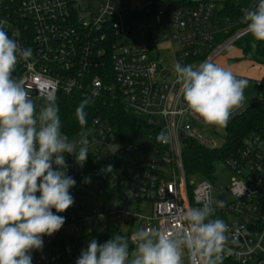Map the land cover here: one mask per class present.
I'll return each instance as SVG.
<instances>
[{
  "label": "built area",
  "instance_id": "1",
  "mask_svg": "<svg viewBox=\"0 0 264 264\" xmlns=\"http://www.w3.org/2000/svg\"><path fill=\"white\" fill-rule=\"evenodd\" d=\"M257 3L251 0L237 20L222 24L214 20L217 5L212 0L185 6L163 0H0V21L8 22L4 27L9 37L32 49V57L20 61L13 73L31 96L51 94L56 100L59 93H80L92 103L117 99L128 113L145 120L151 130L143 134L154 142L138 173L124 162L132 148L127 136L96 120V134L87 138L89 154L83 168L74 155H66L67 174L76 181L70 189L74 201L81 195L91 199H79L58 213L66 218L64 225L43 237V249L32 252V264H75L81 249L97 234H111V219L117 233L129 237L140 228L178 227L181 212L201 206L197 197L211 192L213 200L221 193L214 181L204 179L194 185L188 180L183 137L213 146L195 132L194 127L205 123L187 111L178 95L174 66H167V58H162L161 45L166 44L174 65L215 63L227 47L248 34L242 22L244 10ZM151 18L158 23L165 20L162 35H154ZM233 28L237 31L221 41L220 36ZM136 36L147 41L136 42ZM236 77L246 79L248 86L260 85V78ZM244 97L227 125L262 99L247 87ZM117 137L124 144H117ZM225 163L234 174L231 199L223 207L213 203L212 217L224 220L231 230L227 247L232 251L224 259L264 264V128L251 132L238 155ZM109 164L112 172H103ZM164 164L171 166V173L164 171ZM86 177L90 183H84ZM131 246L133 250L135 245Z\"/></svg>",
  "mask_w": 264,
  "mask_h": 264
},
{
  "label": "clouds",
  "instance_id": "2",
  "mask_svg": "<svg viewBox=\"0 0 264 264\" xmlns=\"http://www.w3.org/2000/svg\"><path fill=\"white\" fill-rule=\"evenodd\" d=\"M242 22L257 41H264V0L245 9ZM0 21V264H32V252L42 250L43 237L52 236L65 223L74 204L70 192L76 181L67 174L66 155H74L83 168L89 149L86 137L77 143L63 131L54 96L45 95L39 111L23 80L13 73L20 61L32 57ZM178 95L187 111L205 124L227 126L233 111L242 107L246 79L231 70L204 61L198 66L174 65ZM85 99L76 109L83 126L87 123ZM107 165L103 172L111 173ZM90 183V177L84 179ZM200 207H189L178 217L179 226L147 227L131 237L116 233L104 243L92 239L81 249L75 264H223L231 230L215 212L211 192L197 197ZM219 207L223 201L216 202ZM55 209V212H53ZM235 243V240H232ZM130 244H134L130 250Z\"/></svg>",
  "mask_w": 264,
  "mask_h": 264
},
{
  "label": "trees",
  "instance_id": "3",
  "mask_svg": "<svg viewBox=\"0 0 264 264\" xmlns=\"http://www.w3.org/2000/svg\"><path fill=\"white\" fill-rule=\"evenodd\" d=\"M213 1V0H212ZM251 0H220L214 1L217 8L214 13V20L224 24L227 20H237L241 15V8L247 6ZM198 0H180L172 2L175 6L196 5ZM237 31L233 28L229 34L221 35L220 40H226ZM241 51L240 58L233 60L249 61L264 68V41L255 40L249 33L236 40L233 44ZM248 77V76H247ZM249 93L261 96V100L251 106L241 115L235 117L226 126L225 142L219 147H210L201 143L195 137L185 136L182 139V157L186 174L201 173L205 179L215 180V166L218 162H226L229 158L238 155L245 138L253 131L264 128V71L260 77V85L256 83L247 86ZM80 93L65 95L59 93L56 97V104L59 107V115L62 123V131L70 138L80 132L94 126L96 120L106 123L112 128L115 134L126 136L124 130H133L140 133L147 132L145 120L137 118L128 113L123 104L111 97L106 101L92 103L89 101L85 108L87 113L86 125H81L76 117V109L85 100ZM111 234H97V241L104 243L111 238ZM130 250L132 246L130 244ZM223 264H237L231 260H223Z\"/></svg>",
  "mask_w": 264,
  "mask_h": 264
},
{
  "label": "rangeland",
  "instance_id": "4",
  "mask_svg": "<svg viewBox=\"0 0 264 264\" xmlns=\"http://www.w3.org/2000/svg\"><path fill=\"white\" fill-rule=\"evenodd\" d=\"M164 2H177L180 0H163ZM152 22L154 24L153 27V33L154 35H162L166 29L164 27L165 20H162V23H158L155 18H151L149 22ZM137 40L136 42H146L147 37H138L136 36ZM163 49L161 51L162 58H167V66L173 67L174 66V57L167 49L166 44H162ZM241 51L239 48L235 47L234 45L229 46L225 49V51L215 60V64L229 69L232 71V73L236 75H247L253 78H260L263 75L264 68L261 65L255 64V63H245L243 60H233V58L238 57L240 58ZM34 103L36 104L37 110L45 105L46 100L44 97H38V96H31ZM151 127L149 126L147 128V131H150ZM195 132L200 135L204 140L207 142L212 143L213 147H219L222 146L225 142V136H226V126L225 127H219L215 125H202V126H196L194 127ZM97 129L94 127L87 129L83 132H80L76 135L71 136L69 139L75 143H77V150L79 149V140L81 137L90 138L95 136ZM123 134L127 136L128 141L131 143L132 148L130 151L126 152L124 155V162L125 164H130L131 167H133L138 173L142 172V164L145 161V156L147 153H150L153 149L154 142L153 139L150 136H147L146 134L140 133L138 131H131V130H124ZM116 143L119 145L124 144V142L117 137ZM163 169L166 173H171V166L164 164ZM234 174L233 171L229 168V166L226 165L225 162H218L215 166V180H214V187L216 190L219 188L221 189V193H216L213 196V202L215 206L217 205V201H223L224 205L227 204L231 199V192L229 190V185L231 183V180L233 178ZM205 179L204 175L201 173H190L188 174V180L190 183L197 185L200 182H202ZM83 200L88 201L91 199L87 195H81L77 197L75 202ZM128 227L124 229L126 232ZM110 233L116 234V224L114 219H111L110 222ZM185 264H188L187 257L185 258Z\"/></svg>",
  "mask_w": 264,
  "mask_h": 264
},
{
  "label": "crops",
  "instance_id": "5",
  "mask_svg": "<svg viewBox=\"0 0 264 264\" xmlns=\"http://www.w3.org/2000/svg\"><path fill=\"white\" fill-rule=\"evenodd\" d=\"M213 1H220V0H213ZM245 63H252V62H249V61H244ZM240 75H242V74H240ZM244 76H247V75H244ZM248 77H250V76H248ZM251 78H253V77H251Z\"/></svg>",
  "mask_w": 264,
  "mask_h": 264
}]
</instances>
